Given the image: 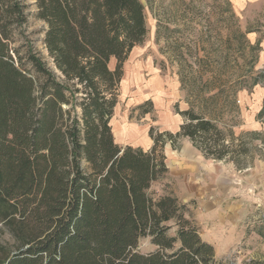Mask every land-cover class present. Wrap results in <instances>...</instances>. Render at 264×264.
Listing matches in <instances>:
<instances>
[{
	"label": "trees",
	"instance_id": "16d2710c",
	"mask_svg": "<svg viewBox=\"0 0 264 264\" xmlns=\"http://www.w3.org/2000/svg\"><path fill=\"white\" fill-rule=\"evenodd\" d=\"M35 4L55 69L25 35V0H0V264H223L190 204L152 190L169 172L166 135L227 158L215 118L177 110L186 122L175 134L150 128V149L115 140L124 62L148 33L142 0ZM145 237L156 250H137Z\"/></svg>",
	"mask_w": 264,
	"mask_h": 264
},
{
	"label": "rangeland",
	"instance_id": "374dc122",
	"mask_svg": "<svg viewBox=\"0 0 264 264\" xmlns=\"http://www.w3.org/2000/svg\"><path fill=\"white\" fill-rule=\"evenodd\" d=\"M35 1L25 0V35L34 51L54 67L43 41L47 24L37 17ZM142 2L148 33L124 62L111 120L119 136L115 140L142 143L150 128L155 134H175L186 122L177 110L192 108L214 117L218 127L228 133L226 143L231 151L227 158L205 156L187 136L171 141L166 135L162 151L169 172L152 190L175 192L190 204L189 212L197 223L215 208L213 226L210 221L199 230L203 240L214 243L216 257L223 264H264V184L260 180L254 187L251 180L252 171L264 178V65L260 66L263 47L259 42L264 28L255 27H264V10L245 16L230 0ZM254 31L258 32L255 43L249 39ZM115 65L113 58L110 67ZM32 71L39 74L34 68ZM229 87L237 92L230 102L225 95ZM241 91L251 100L247 110L242 107ZM213 95L216 97L208 99ZM258 108L256 120L260 123L246 124L245 113ZM193 154L200 160L196 165L189 162ZM206 170L214 173H204ZM203 173L205 179L195 178ZM205 203L208 205L203 206ZM174 232L173 228L170 233ZM8 238L0 229V240ZM156 249L150 237L142 238L137 247L144 253Z\"/></svg>",
	"mask_w": 264,
	"mask_h": 264
},
{
	"label": "crops",
	"instance_id": "0c3cea01",
	"mask_svg": "<svg viewBox=\"0 0 264 264\" xmlns=\"http://www.w3.org/2000/svg\"><path fill=\"white\" fill-rule=\"evenodd\" d=\"M230 1L232 2L234 7L236 8V10H238V12L244 13L245 16H246L247 13L255 12L258 9H263L264 10V0H230ZM245 16H244V20H245L244 24L247 25L248 23H247V19H245ZM255 27L264 28L263 26H255ZM249 39L253 43L257 42V40H258V32H256V31L251 32L250 35H249ZM259 42H260L261 46L263 47V52L261 53L262 54L261 55V64H260V66H263L264 65V36L262 37V40H260ZM240 94L242 96V102H243L242 103V107H243L244 110L245 109L247 110V106H248V104H249V102L251 100L249 99V97L246 98V96H248V95L245 96V91H241ZM258 112H259V108L256 111H253L252 113H245V123L248 124V125L252 124V123H254V124L258 123L259 124L260 121L256 120L257 119L256 116H257ZM249 117H251V119H249ZM256 127H258V126H253V128H256ZM113 132H115V131L113 130ZM114 136H118V135H115V133H114ZM116 142H118L121 145H126V144H129V143H133L131 145L142 146L144 149H150L153 146V144H154V140H153V138L150 135L147 137V140L142 142V143L141 142H127L124 139H120L119 141H116ZM193 155H194V157H193L192 160H194V161L190 160L189 162H190V164L196 165L198 163L197 161H200V160L196 157L197 155H195V154H193ZM204 173L213 174L214 170H206V172H204ZM204 173H203L202 176L195 177V178L198 179V180L205 179V177H203ZM206 176H207V174H206ZM260 176H261L260 173L256 174L255 171H252V179L251 180H252V184L254 185V187L257 186V183L260 180H261L262 184H264V178L261 179ZM186 186H188V185H186ZM184 188L185 187L183 186L182 189H184ZM184 202H186V201H184ZM207 205H208V203H205L203 206H207ZM194 206H196V205H194ZM214 211H215V208L213 209V211H210V213H212L211 215H208L207 217H200L198 224L200 225L201 228L204 227L205 224H208V223L210 224V221L211 222L213 221L212 219L215 216L213 214ZM202 216H204V215H202ZM212 226H213V222H212ZM208 242H210L211 244L214 245V243H212L210 240H208Z\"/></svg>",
	"mask_w": 264,
	"mask_h": 264
},
{
	"label": "bare ground",
	"instance_id": "6f19581e",
	"mask_svg": "<svg viewBox=\"0 0 264 264\" xmlns=\"http://www.w3.org/2000/svg\"><path fill=\"white\" fill-rule=\"evenodd\" d=\"M139 86V85H138Z\"/></svg>",
	"mask_w": 264,
	"mask_h": 264
}]
</instances>
